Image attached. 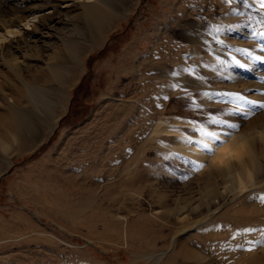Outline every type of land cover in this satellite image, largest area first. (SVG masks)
<instances>
[{"label": "rangeland", "instance_id": "374dc122", "mask_svg": "<svg viewBox=\"0 0 264 264\" xmlns=\"http://www.w3.org/2000/svg\"><path fill=\"white\" fill-rule=\"evenodd\" d=\"M6 1L0 0V5ZM46 1L50 5L42 7L44 15L36 33L27 39L32 41L49 29L46 43L27 45L18 36L15 39L24 45L22 53L14 41L0 47V264H197L194 252L217 264H247L253 246L246 248L249 238L243 233L239 238L228 236L234 230L230 215L236 206L253 198L257 189L235 190L225 204L218 205L214 197L204 194L203 176L181 147L187 139H201L206 129L244 132L254 118L251 109L237 104H201L197 88L170 81L173 85L159 117L169 116L171 126L182 124L185 131L175 135L171 146L141 133L146 147L135 159V165L145 161L135 183L141 187L125 184L133 169L119 172L114 166L99 170L88 157L99 154L98 146L105 138H113L119 123L117 106L136 118L130 127L137 131L133 134L137 141L139 117L151 110L133 99L142 96L145 88L140 83L147 79L139 73L147 65H157L151 63L164 62L175 77L191 72L188 75L209 84L213 75L219 78L214 84L221 88L226 83L234 86L229 76L241 75L250 67L264 73L260 66L264 61L253 60L248 52L264 57V8L258 0H133L125 15H118L103 31L98 45L86 41V51L65 88L63 107L56 112L51 130L30 149L17 152L23 139L13 135V109L38 117L40 110L28 97L30 89L52 84L46 70L54 55L65 50L66 40L84 39L78 37L85 30L83 1ZM24 2L3 14L28 16L26 11L42 5L43 0ZM1 50L5 55L25 56L18 63L6 62ZM185 67L191 71L183 74ZM246 80L232 89L247 95L248 89L242 88ZM159 90L162 94L163 89ZM135 106L141 110L135 111ZM231 124L238 128L228 127ZM105 131L112 134L103 136ZM30 140V136L24 138ZM6 144L8 152L4 151ZM69 147L77 150L75 154L66 151ZM197 147L203 148L200 140ZM113 150L110 155H119L116 143ZM61 156H69L62 166L68 168L66 177L49 176L46 165ZM195 205L197 209L192 208ZM209 205L213 210L208 211ZM180 207H184L185 220L177 217ZM224 213L230 215L223 217Z\"/></svg>", "mask_w": 264, "mask_h": 264}, {"label": "bare ground", "instance_id": "6f19581e", "mask_svg": "<svg viewBox=\"0 0 264 264\" xmlns=\"http://www.w3.org/2000/svg\"><path fill=\"white\" fill-rule=\"evenodd\" d=\"M7 1V3L5 2L6 4L3 3V5L1 3L2 5H0V47L3 48L6 43L14 41L16 42L15 47H19L18 52L22 53L21 49L24 45H21L22 43L20 39L23 40V43H27V45L33 44V46H39L40 43L43 42L45 44L46 36H48L49 34V29H47L45 33H41L40 37H38V35H35L37 37L32 41L27 39H30L29 36L36 33V28L39 26L38 22L42 15H44L41 14L43 10L42 7H48L50 5V2L43 0L42 5H35L26 11L29 12L32 16H29V14L28 16L22 17L11 15L6 16L3 13L6 12L5 9L10 8L11 6H13V8L15 9L20 8L26 0ZM82 1V16L84 18L85 30L79 33L78 37H83L84 39L81 40L79 38H76L72 40H66L64 42L65 50L54 55V61L52 63H49L48 69L46 70V77L52 82L50 86L48 85L45 87H41L37 90L29 88L31 94L28 97L30 98L32 103H34L33 105H36L35 108H39L41 113H39L40 111L38 110L39 112L37 111V114H39V116L35 117L28 111L16 108H14L12 111V118L10 120V123L13 129V135L15 138L23 139V141H21L22 143L17 147V152L30 149L33 146L34 141L39 140L46 132H49V130H51L53 120L56 117V112H60V108L63 107L65 88L67 87L69 82H71V79L74 76V72L76 71L75 69L78 67L79 61L86 51V41L89 42L91 46L98 45L103 31H107V29L112 26L118 15H125L133 0H97L99 3L94 2L96 0H80V2ZM64 2H67V0ZM53 3L56 2L54 1ZM66 5L69 6L70 4ZM27 31L28 35H24V33ZM18 36H20L21 38L19 37L20 39H15L18 38ZM248 52L252 57L257 56V53L255 52H252L250 50H248ZM1 53L4 54V56H1L3 57V59L4 57L7 58L6 62L8 60H12L18 63L20 61V57L23 58L25 56V54L18 55L12 52H8L6 56L5 52H3L2 50ZM151 64L157 65H153V67L147 65L148 68L145 71H141L142 69L140 70L141 72L139 71V74L147 79L143 81V84L140 83V85L145 88V90H143L142 96L140 95L142 98L138 96L134 97L135 99H133V102H137L136 104L141 102L143 107H147L151 110L150 114L148 115L143 114L140 117L138 116L139 122L137 123H139V125L141 126H138L140 129V133H136L137 141H133V134L137 131L131 129L130 127V125H132L131 121H134V119L136 121V118L128 116L127 113H123V108L117 106L116 118L119 122L117 124V130L114 131L113 134L110 132L106 134L107 131H105V134L103 135L110 136L112 134L111 136L113 138H105L102 142V145L98 146L99 154L88 157L89 160H86H94V163H96L94 165L99 170L105 167L108 169L113 168L114 166L118 168L117 170L119 172L133 169L131 173L132 175L128 179L129 181L124 183L128 187H136L137 185L135 186V183L139 181L140 175L145 169L143 167L145 161H143L139 165H135L136 157L141 153L144 147H146V144H144L145 140L141 138V133L142 137L150 134V140L154 139L157 140L160 144L171 146L170 143L172 142V140H176L175 135H178L177 133H184L185 131V129L182 128L184 127L182 126V124H180L181 126L177 127H173V125L171 126L169 122V116L161 118L159 117L160 111L166 104L165 101L167 99V92L169 91L170 85H173L170 81L174 82L177 86H183V88H197L202 95L201 100L199 99L201 104L211 105L226 103L246 106L248 109L252 110L248 111L254 114V118L250 122L249 128L244 130V132H230L232 133L231 138L227 139V143L223 147L217 148L216 154L214 156L209 155L204 147H197L199 140L202 144H208L211 147L214 142L209 140V137L205 135L206 132H217L221 134L222 140L226 139V136L224 134L229 132L206 129L201 139H187V141L183 143L184 147L181 148L183 152H185L192 158L194 168L198 172V174L203 176V180L206 184L204 187V194L207 197H214L215 202L218 203V205L225 204L227 202L229 194H231L233 191L235 192V190L244 191L254 188L257 189L256 195H253L254 197L250 198L249 201L247 200L245 205L242 204L236 206L235 211L232 215H230L229 213H224L223 217H228V215H230V217L232 218V221L230 223H232L231 227L234 230H232L231 233L229 232L230 235L228 234V236H231V238H239L242 233L245 236H248L247 238L249 239L247 240L248 244L246 245V248L250 245H252L253 248L252 251L248 253V258L245 257L246 253L244 254V257L248 259L247 264H264V108L260 107V105L264 104V73H259L254 69L252 70V68L250 67L251 69H246L241 75L235 74L231 75V77L229 76L231 81H233L234 86H231L230 83H226V85L224 84L225 86L221 88L218 87V85L214 84V82L219 80V78L215 76L213 77V75L211 77L213 82L209 84L206 81L203 82V79L201 81L196 79V76H191L193 75L191 72V75H188V71L191 70L187 67L184 68L183 74H185L186 72L188 73L179 78L173 76L171 69H166V64L164 62L156 61L155 63ZM199 64L200 63H198V66ZM260 66H262L264 70V63ZM192 70L194 71V69ZM208 71L209 70L207 69V72ZM17 72H19V70H17ZM209 72L211 73L214 71L211 70ZM133 74L138 75L137 73H135V71H133ZM244 79L247 80L242 83V88L248 89L247 95L245 94V92H242L243 90L232 89L233 87L236 88V86L238 85L237 83H241ZM159 87L163 89L162 94L160 93ZM198 97L199 96H197L196 99ZM253 101L255 102L254 105L249 103ZM136 107L137 106L134 107V109H136L135 111H139V109L141 110L140 107ZM260 108H262V111H259ZM35 110L33 109L34 112ZM40 114H43L42 117L40 116ZM180 115L182 114L180 113ZM180 121L181 123L186 122V120H179V122ZM118 133L120 134L119 137L117 136ZM27 136H30L32 138L30 142L24 141V138ZM129 138L132 143L129 142ZM258 140L260 141V145L258 144ZM113 143H116V148L120 150V152H118L119 155H110L114 151ZM128 144H131L130 147H128ZM8 150L9 145L6 144L4 146V151L8 152ZM67 150L71 151L72 154H75V152L77 151L71 147L66 149V151ZM103 151L104 154L102 155ZM68 157L61 156V158L55 163H52V165L48 163V165H46L45 167L46 171H49L48 174L50 173L60 178L63 175L66 177L68 168H63L62 166L63 161L68 159ZM1 161L2 160H0V167ZM201 165H203V167H201ZM44 174L46 175L47 172H45ZM110 174L112 175L113 173L110 172ZM110 174H107V178H109ZM230 186L232 188H230ZM139 187L141 186H137V188ZM248 194L249 193H247V195ZM241 195H243V193ZM196 207V205L192 206V208ZM183 208L184 207H180L179 212L177 211V217L181 218V220H185L187 218V215H184ZM211 210H213L212 207H208V211ZM226 222L228 221L226 220ZM230 223L228 222L229 225ZM225 238H227V236ZM228 239L230 238L228 237ZM193 255V258L195 259V262L197 264H217L215 263L216 261L214 262L210 257L203 253L194 252Z\"/></svg>", "mask_w": 264, "mask_h": 264}, {"label": "snow or ice", "instance_id": "6c2138e0", "mask_svg": "<svg viewBox=\"0 0 264 264\" xmlns=\"http://www.w3.org/2000/svg\"><path fill=\"white\" fill-rule=\"evenodd\" d=\"M258 2L260 3V6L262 8H264V0H258ZM264 35V34H261ZM246 51V50H245ZM254 60H264V57H254ZM251 104H255V102H249ZM260 107L264 108V104L260 105ZM228 127L232 128V129H237L238 125L236 124H231L228 125ZM205 135H207L209 137L210 141H213L214 143L212 144V146L210 147L208 144H203L204 149L208 152L209 155H215L216 154V150L219 147H223L226 143H227V139L231 138L232 133H225L224 135L226 136V139H221V134L214 132V131H208L205 133ZM201 167H203V165H201Z\"/></svg>", "mask_w": 264, "mask_h": 264}]
</instances>
